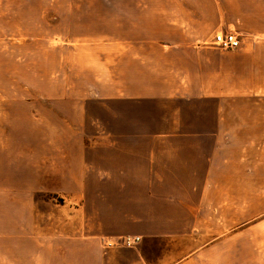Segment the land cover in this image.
Instances as JSON below:
<instances>
[{
	"label": "crops",
	"instance_id": "crops-1",
	"mask_svg": "<svg viewBox=\"0 0 264 264\" xmlns=\"http://www.w3.org/2000/svg\"><path fill=\"white\" fill-rule=\"evenodd\" d=\"M116 16L117 34L71 41V67L89 75L79 88L101 91L109 128L100 165L78 162L66 178L117 186L126 201L98 227L94 212L76 208L86 221H70L71 236L31 224V203L11 212L0 225V264H106L112 251L95 237L123 235L141 237L124 249L131 264H151L145 245L200 228L218 187H264V0L128 1ZM229 31L239 46H215L214 35Z\"/></svg>",
	"mask_w": 264,
	"mask_h": 264
},
{
	"label": "rangeland",
	"instance_id": "rangeland-1",
	"mask_svg": "<svg viewBox=\"0 0 264 264\" xmlns=\"http://www.w3.org/2000/svg\"><path fill=\"white\" fill-rule=\"evenodd\" d=\"M128 1L138 0H0V225L31 203V224L48 227L50 235L71 236L70 223L86 221L76 208L94 212L90 221L98 227L100 221L110 223L116 204L126 201L119 187L97 185L101 169L93 175L95 185L79 187L66 177L76 175L78 162L100 165L109 128L99 119L101 91L79 88L89 75L71 67V41L117 34L118 4ZM81 112L89 118L81 121ZM223 177L230 181L229 167ZM205 212L202 226L190 234L150 240L144 249L148 261L264 264L263 186L218 187V200H208ZM125 236L95 237L112 251L104 256L106 264H131L124 249L140 243L124 246Z\"/></svg>",
	"mask_w": 264,
	"mask_h": 264
},
{
	"label": "built area",
	"instance_id": "built-area-1",
	"mask_svg": "<svg viewBox=\"0 0 264 264\" xmlns=\"http://www.w3.org/2000/svg\"><path fill=\"white\" fill-rule=\"evenodd\" d=\"M213 43L222 49H233L237 48L240 44L239 35L234 31L229 32H218L214 35ZM141 240L140 236L128 235L122 238L120 242L108 241L107 244L110 246L112 243L122 244L127 247H133L137 245Z\"/></svg>",
	"mask_w": 264,
	"mask_h": 264
}]
</instances>
